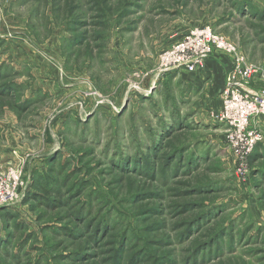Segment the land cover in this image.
<instances>
[{"label": "rangeland", "instance_id": "rangeland-1", "mask_svg": "<svg viewBox=\"0 0 264 264\" xmlns=\"http://www.w3.org/2000/svg\"><path fill=\"white\" fill-rule=\"evenodd\" d=\"M243 1L250 6L239 12ZM261 13L264 0H0V66L12 87L0 95V174L13 169L23 185L19 202L0 209V264H78L72 255L86 233L66 230L80 208L90 233L107 226L88 249L89 264L108 262L101 261L128 226L143 242L139 230L154 221L163 230L146 235L163 240L157 254L170 253L171 264H264V115L248 121L262 139L242 159L218 119L235 55L215 51L195 72L157 74L162 50L208 25L253 67L236 80L264 94ZM74 19L85 25L78 47L68 41ZM207 60L214 66L204 70ZM220 74L221 93L211 100L210 82ZM179 121L185 127L176 136L161 135ZM161 140L154 174L145 175L132 162ZM179 150L178 170L160 175L163 156ZM192 152L196 166L188 170ZM35 183L47 200L35 195ZM147 190L158 198L141 205L160 215L144 225L141 205L130 204ZM57 192L65 204L48 207ZM201 214L203 224L180 237ZM220 231L227 234L219 238Z\"/></svg>", "mask_w": 264, "mask_h": 264}, {"label": "trees", "instance_id": "trees-1", "mask_svg": "<svg viewBox=\"0 0 264 264\" xmlns=\"http://www.w3.org/2000/svg\"><path fill=\"white\" fill-rule=\"evenodd\" d=\"M56 2L57 0H52V6H56ZM246 6H250V3H247L245 1H243V3H239L237 9L239 10V12H243V10H246L245 7ZM251 12L253 13V10H251ZM261 18H264V13H261L259 15ZM69 21V20H68ZM84 21H81L80 19H74L73 21L68 22V29L70 31V35L71 38H69V45L73 46V47H78L79 45H82L85 43L86 41V36L84 34V30L83 31H78L79 28H81L83 25ZM75 31H78V33H76ZM7 77V74L5 73V71L2 69V67L0 66V95H6L9 96V94H11L12 92V87L9 84V82H7V80H4ZM3 80V81H2ZM20 108H24V107H20ZM183 127H185V125L182 124L181 121H179L178 123L174 122L170 125L169 130L167 132L162 133L161 135L166 137L167 140L171 139L172 136H176L178 132H180L179 130H181ZM183 132V131H182ZM166 140V141H167ZM164 141H159L157 144H152V146L150 147L151 152L150 153H146V155L141 156L139 158H137L138 160H136L135 162H132L134 165H136L138 168L140 166V169L146 170L147 172H145V175L148 173L150 175L154 174V159L157 157L159 151H160V147H162V144L164 145L165 142ZM183 149V148H182ZM185 150V149H184ZM187 150H190V148H187ZM182 153L181 150H179L178 152H173L170 154H167L166 156H163V161H162V170L160 172V175H164L166 173V177L168 176H172V170L175 173V171L178 170L180 164V158H178L176 160V162L174 161V159L176 158V156H178V154ZM191 154H193L190 158V160L187 161V168L188 170H192L195 166H196V158L194 156V153L192 152ZM173 163V164H172ZM120 171H122V169H119ZM165 177V178H166ZM38 187V188H37ZM32 189H34L33 191L35 192V195H40L42 196L44 199L49 198L48 197V192L43 191L42 189H40V187L38 185L33 184ZM37 191V192H36ZM35 195H32V198H26L25 201L28 200H34ZM153 196L157 197L158 195L156 193H153L150 190L147 191H141V193H136L135 195L131 196V206H134L135 208L139 205H141V200H149L151 198H153ZM53 197V196H51ZM56 202L54 203H48L47 206L48 207H52V206H56L57 203L59 204H65V201L63 200V197L61 196V194H59V192H57V195H55V197H53ZM158 198V197H157ZM89 204V203H88ZM144 205V206H143ZM141 205L139 208H136V213H138L137 217L138 219L141 220V223L146 225L149 222H151V220L153 219H157L158 216L160 215V211L158 207H155L153 205L150 204H143ZM89 205H87L88 207ZM33 208V207H32ZM81 209V210H80ZM76 211H73L75 217H71L72 221L74 222V227H72L71 229L66 230L67 232H69V235L71 236H75L74 235V231H78L80 233V235H83L84 233H86L85 238V246L84 247H79V250L76 251V253H73V259L75 261H78V264H85L88 263L90 261L93 260V258H91V253L88 252V249L90 247H93L94 245V238L102 235V232L105 231V229L107 228V226L105 224H103L102 226H96L94 228V232H89L88 231V227L89 224L86 223L85 221H82L84 218V214L82 215V208H80ZM2 211L0 210V213ZM5 215V214H3ZM4 218H6V216H4ZM208 218V217H207ZM205 217V215L201 214L199 217L196 218L195 221L191 222L192 224L187 226V229L183 232L182 235H180V237L184 238L186 236H188L191 231H192V226L196 223L199 222L200 225L203 224V222L207 219ZM156 221H154L153 223L149 224V229L147 228H143L142 230L140 229L139 231L144 233V237L145 240L143 242L140 241L139 237L136 235V230L135 228H130V226H128L127 229H123V235H121L120 238H118L112 245L115 247L111 254L110 257L103 259L101 262H106L105 264H171L174 260L172 258V256L170 255V253L164 255H158L157 254V248H161L164 244L162 243L163 240L159 239L157 240V238L155 237H148V234L146 235V233H152V234H157V232L159 230H163L162 228H158L161 225H156L155 224ZM80 223H83V225H80ZM101 225V224H100ZM103 227V228H102ZM131 230L135 231V234L129 235V232ZM147 230H149L147 232ZM218 234L219 238H221L222 236L227 234V231H220ZM179 237V238H180ZM143 240V239H142ZM217 241V240H215ZM142 243V247L141 249L139 248V245H137L138 243ZM136 243V244H135ZM214 243V242H212ZM206 244V243H205ZM3 245L2 242H0V246ZM213 244H211L212 246ZM208 245H204L203 247L200 248L199 251L202 250H208ZM140 249V250H138ZM198 250H195L194 255L191 256L193 260V262H196V253L198 252ZM14 259L16 261H18V255L14 256ZM152 262H151V261ZM89 264V263H88ZM93 264V263H92ZM96 264H103L100 263L99 261H96Z\"/></svg>", "mask_w": 264, "mask_h": 264}, {"label": "built area", "instance_id": "built-area-1", "mask_svg": "<svg viewBox=\"0 0 264 264\" xmlns=\"http://www.w3.org/2000/svg\"><path fill=\"white\" fill-rule=\"evenodd\" d=\"M215 51H225L235 55L233 70L227 75L222 92L223 109L219 122L227 127L229 140L233 142V150L242 159L248 155L255 144L261 141L259 131L249 130V120L264 115V94L247 91L237 75L250 76L253 67L246 65L242 57L236 55V50L223 37L216 35L211 28L196 27L184 37L162 50L159 54L157 74L183 70L187 73L197 71L204 60ZM258 130V128H256ZM22 179L19 172L9 169L0 174V209L10 207L19 202L22 189Z\"/></svg>", "mask_w": 264, "mask_h": 264}, {"label": "crops", "instance_id": "crops-1", "mask_svg": "<svg viewBox=\"0 0 264 264\" xmlns=\"http://www.w3.org/2000/svg\"><path fill=\"white\" fill-rule=\"evenodd\" d=\"M250 3V2H249ZM213 61L212 60H207V62L205 61V64H204V70H207V68H212L214 65H213V63H212ZM216 64V63H215ZM203 71V70H202ZM204 74H205V77H207V74H209L208 72H202V76H204ZM193 82H195L196 83V81L198 80V78H199V75L198 74H196V75H193ZM216 78V79H215ZM221 82H223V77H222V75L220 74V76H217V77H214V79L213 80H211V82L210 83H212L211 84V88L210 89H212L211 91H210V93L208 94V97H209V99H211V100H214V98H215V95H218V94H220L221 93V90H222V85H223V83H221ZM201 85H202V83H201V81H199L198 83H197V85H196V90H197V88L199 89L200 87H201ZM260 124V123H259ZM259 124H257V126H259ZM259 127H261V126H259ZM262 129H264V123H263V128ZM263 146H264V143H263Z\"/></svg>", "mask_w": 264, "mask_h": 264}]
</instances>
